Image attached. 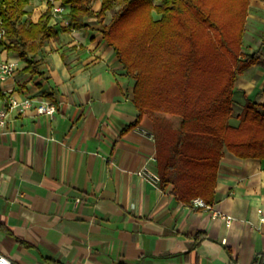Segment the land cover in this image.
<instances>
[{"label":"crops","instance_id":"1","mask_svg":"<svg viewBox=\"0 0 264 264\" xmlns=\"http://www.w3.org/2000/svg\"><path fill=\"white\" fill-rule=\"evenodd\" d=\"M34 1L42 13L49 5L31 0L37 22ZM86 22L68 30L51 18L58 38L38 56L48 79L31 78L23 61L1 51L19 69L0 80V110H9L0 125V254L12 264H252L264 255V160L224 149L213 206L233 217L230 226L155 185L156 123L165 117L145 113L123 133L138 117L135 81L95 20ZM263 41L264 1L251 0L243 51L264 55ZM245 97L264 103V61L238 77L236 126ZM27 98L33 107L11 108ZM44 101L57 105L53 116L38 113Z\"/></svg>","mask_w":264,"mask_h":264},{"label":"trees","instance_id":"2","mask_svg":"<svg viewBox=\"0 0 264 264\" xmlns=\"http://www.w3.org/2000/svg\"><path fill=\"white\" fill-rule=\"evenodd\" d=\"M60 1L69 8L68 30L87 29L86 19L95 20L135 81L138 117L123 133L138 127L148 112L181 118L179 128L158 127L155 134L162 190L172 187L187 205L197 198L213 205L224 149L264 160V103L245 97L239 123H232L239 75L264 61L262 50L243 51L251 0ZM30 3L0 0V51L23 61L31 78L48 79L38 56L59 34L51 7L34 22ZM45 96L55 101L52 93ZM263 257L256 254L252 264H264Z\"/></svg>","mask_w":264,"mask_h":264},{"label":"built area","instance_id":"3","mask_svg":"<svg viewBox=\"0 0 264 264\" xmlns=\"http://www.w3.org/2000/svg\"><path fill=\"white\" fill-rule=\"evenodd\" d=\"M46 3L51 7L52 19L54 21H63L65 25H69L70 18L68 17V9L60 0H45ZM0 39L5 40L4 33L0 31ZM1 54V51H0ZM18 61L16 60H0V80L5 81L10 77H14L16 72L18 71ZM34 106V100L31 98L25 99L23 102L19 103L17 101L11 102V108H18L21 112L24 109H29ZM37 111L39 114L53 116L58 107L55 103L44 101L41 102L37 107ZM9 115V110L7 108L0 110V125L5 126L7 123V118ZM140 175H146L145 171L139 173ZM147 176V175H146ZM155 185H159V177L157 175H153L152 178L150 177ZM81 199H76V203H80ZM191 206L196 209H204L207 211H211L214 217L222 218L226 221L227 226H230L233 217L229 215H224L220 213V211L216 210L213 205L207 204L202 198L194 199L191 202ZM0 264H12L5 256L0 254Z\"/></svg>","mask_w":264,"mask_h":264},{"label":"rangeland","instance_id":"4","mask_svg":"<svg viewBox=\"0 0 264 264\" xmlns=\"http://www.w3.org/2000/svg\"><path fill=\"white\" fill-rule=\"evenodd\" d=\"M156 3H158V0H154ZM38 7V4L35 3V1L32 4V7L30 8L31 13H34L35 15H39L41 12V10H35V8ZM110 18H108L107 21H109ZM250 27V26H249ZM148 113H152V114H157L160 112H148ZM162 114V113H160ZM166 119H172V120H166L165 118H163L164 120L158 124V118H157V123H156V133L158 131V127L159 128H174L175 126H177L178 124L181 123V118L177 117V116H173V117H167L166 115L162 114ZM158 117V116H157ZM175 129V128H174Z\"/></svg>","mask_w":264,"mask_h":264}]
</instances>
